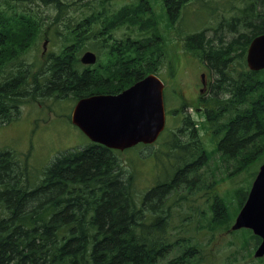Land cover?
Returning a JSON list of instances; mask_svg holds the SVG:
<instances>
[{"label": "trees", "instance_id": "trees-1", "mask_svg": "<svg viewBox=\"0 0 264 264\" xmlns=\"http://www.w3.org/2000/svg\"><path fill=\"white\" fill-rule=\"evenodd\" d=\"M45 1L57 5L58 11L62 9L60 18L65 0ZM90 1L107 8V2L116 0ZM241 1L245 22L237 19L238 25L254 29L248 37L251 40L264 33V0ZM162 2L170 11L186 0ZM15 3L26 7L17 10ZM148 3L127 1L115 12L104 8L95 14L89 13L92 4H83L88 12L73 25L74 43L53 60H45L36 72L23 58L39 23L29 14L31 7L26 0H0V124L15 119L28 97H68L76 102L91 93L121 91L154 73L160 57L154 53L158 50L155 36L123 40L111 36V31L121 25L151 32L154 21ZM88 37L100 40L104 63L83 69L73 52ZM196 38H187L186 48L194 53L200 49L207 52L204 60L210 68L228 61L230 46L225 51L206 50L203 40L194 44ZM238 74L231 78L223 73V84H230L229 100L220 99L209 84L207 93L213 95L203 107L207 106L205 121L217 138L216 151L239 167H247L264 150V70H241ZM168 138L169 158L161 163L165 166L167 162L171 172L146 190L140 205L131 190L134 184L121 168V154L99 145L68 150L47 166L34 184L29 183L27 168L10 151H0V264H160L171 247L165 234L172 205L180 190L195 183L188 179L189 174L204 163V157L194 160L195 146L202 152L195 140L183 146L176 141L175 132ZM190 138H195L194 133ZM153 157L158 159L156 154ZM219 203L216 198L213 211L222 209ZM214 213L223 215L217 210ZM253 238L256 247L260 239ZM186 258L183 255L167 264L185 263Z\"/></svg>", "mask_w": 264, "mask_h": 264}, {"label": "rangeland", "instance_id": "rangeland-1", "mask_svg": "<svg viewBox=\"0 0 264 264\" xmlns=\"http://www.w3.org/2000/svg\"><path fill=\"white\" fill-rule=\"evenodd\" d=\"M127 1L129 0L107 2L108 7L105 8L90 0H65L63 14L57 18L62 9L58 11L54 3L26 0L31 7L29 14L39 26L28 41L23 61L33 65V69H38V72L43 68L45 60H53L64 47L73 44V25L88 12L83 4H92L89 13L95 14L104 8L115 12ZM149 4L153 12L151 16L155 23V35L148 36L156 37L158 50L154 53L160 55L156 72L165 85L164 102L170 125L160 141L149 148H143V153L134 152L128 156L123 154L126 156H122L123 168L131 172L134 184L131 190L134 196L139 199L145 190L163 180L166 172H171L167 162L165 166L161 163L169 158L166 155V142H169L170 132L176 133L179 139L176 141L181 142L183 146L187 145V141L195 140L202 152H198L195 146L194 160L200 161V158L204 157V163L188 176V179L195 183L192 187L180 190V194L176 196V204L172 205L168 231L165 234L166 242L171 247L160 264L179 261L183 255L187 258L185 263L181 264H264L263 257H254L257 241L253 234L246 229H231L259 166L264 161V150L259 158L247 167H239L232 159H225L216 151L217 138L205 121L204 107L207 106L203 107L196 98L200 88V74L209 72L205 80L211 84L212 92L227 101L230 99L231 89L228 82L223 84V73H228L229 77L234 78L241 70H247L244 68L250 42L248 37H252L254 29L241 28L238 25L237 19L245 22V15L241 10L244 2L186 0L180 7L173 6L174 20H171L172 15L165 12L161 0H151ZM21 6L26 7L22 3H15L17 10ZM111 33L115 40L125 39L128 35L130 39H141L145 36L138 28L126 25L113 29ZM190 36L197 37L194 41L196 46L203 40L206 50L212 47V50L225 51L230 46L228 61L219 62L218 66L210 68L204 60L207 52L203 53L200 49L194 55L187 50L185 41ZM99 44L100 40L88 37L84 47L73 52V55L80 57L87 50L96 52ZM101 61L104 63L103 58ZM222 64L225 66H221ZM212 92L205 93L206 99L213 95ZM72 103L68 97L61 101L39 98L24 101L18 110V117L0 125V149L8 148L17 155L20 162L22 156L27 154L32 168L40 170L56 152L85 144L86 138L67 118ZM188 120L189 124L186 125ZM192 133L195 138H190ZM154 154L157 155V160L154 159ZM216 198L222 204V209L215 208L214 211H221L223 215L220 216H216L212 210Z\"/></svg>", "mask_w": 264, "mask_h": 264}, {"label": "water", "instance_id": "water-1", "mask_svg": "<svg viewBox=\"0 0 264 264\" xmlns=\"http://www.w3.org/2000/svg\"><path fill=\"white\" fill-rule=\"evenodd\" d=\"M80 61L91 65L96 57L88 51ZM245 61L251 71L264 69V33L250 41ZM162 89L161 81L149 74L119 94L82 98L73 108L72 123L89 139L108 148L122 150L138 143H153L164 124ZM241 228L250 229L260 238L254 257H264V161L231 227Z\"/></svg>", "mask_w": 264, "mask_h": 264}, {"label": "flooded vegetation", "instance_id": "flooded-vegetation-1", "mask_svg": "<svg viewBox=\"0 0 264 264\" xmlns=\"http://www.w3.org/2000/svg\"><path fill=\"white\" fill-rule=\"evenodd\" d=\"M203 77H204V75H202V74H200V88L198 89V93H199V95L202 93L203 95L202 96H199L198 95V93H197V95H196V98H198V101H199V103L200 104H204L205 103V100H206V97H205V94H204V92L206 91V84H205V86H202V80H203ZM204 82H205V80H204Z\"/></svg>", "mask_w": 264, "mask_h": 264}, {"label": "bare ground", "instance_id": "bare-ground-1", "mask_svg": "<svg viewBox=\"0 0 264 264\" xmlns=\"http://www.w3.org/2000/svg\"><path fill=\"white\" fill-rule=\"evenodd\" d=\"M178 5V4H177ZM243 38V37H242ZM215 93V92H214Z\"/></svg>", "mask_w": 264, "mask_h": 264}]
</instances>
